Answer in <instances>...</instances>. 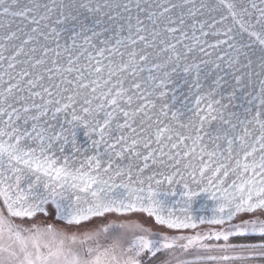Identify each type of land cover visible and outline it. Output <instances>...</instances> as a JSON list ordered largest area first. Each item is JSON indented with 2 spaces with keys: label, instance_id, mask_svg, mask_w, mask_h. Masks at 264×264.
<instances>
[{
  "label": "snow or ice",
  "instance_id": "snow-or-ice-1",
  "mask_svg": "<svg viewBox=\"0 0 264 264\" xmlns=\"http://www.w3.org/2000/svg\"><path fill=\"white\" fill-rule=\"evenodd\" d=\"M196 249L264 259V0H0V264Z\"/></svg>",
  "mask_w": 264,
  "mask_h": 264
},
{
  "label": "rangeland",
  "instance_id": "rangeland-1",
  "mask_svg": "<svg viewBox=\"0 0 264 264\" xmlns=\"http://www.w3.org/2000/svg\"><path fill=\"white\" fill-rule=\"evenodd\" d=\"M133 218L134 219L139 218L142 222L144 221L143 217L136 216V217H133ZM97 226H98V224L94 222V223H90V224L86 225V228H94V227H97ZM207 229H208V226H203L199 230H197V232L207 231ZM81 230H85V229H81ZM162 231H168V230L167 229H162ZM207 255L218 256L219 253L216 252V251H212L210 253H205L203 251H200V250L196 249L191 254L180 257V259H187V260H190V261H194L195 264H210V261L213 262L214 260L207 259L206 258ZM239 255L240 254H236L235 257H239ZM169 258H171V257H169ZM237 259H240V258H234V259H230V260L233 261V260H237ZM216 260H219V259H216ZM241 260H243V259H241ZM227 261H229V260H227ZM172 264H176V260L175 259H173Z\"/></svg>",
  "mask_w": 264,
  "mask_h": 264
},
{
  "label": "built area",
  "instance_id": "built-area-1",
  "mask_svg": "<svg viewBox=\"0 0 264 264\" xmlns=\"http://www.w3.org/2000/svg\"><path fill=\"white\" fill-rule=\"evenodd\" d=\"M236 254H239V252L236 253H228L230 256H235ZM220 255V253H219ZM218 255V256H219ZM234 261V262H233ZM229 260V261H224V260H214L213 262L210 261V264H264V259H261L259 257H251V258H246V259H237V260Z\"/></svg>",
  "mask_w": 264,
  "mask_h": 264
},
{
  "label": "trees",
  "instance_id": "trees-1",
  "mask_svg": "<svg viewBox=\"0 0 264 264\" xmlns=\"http://www.w3.org/2000/svg\"><path fill=\"white\" fill-rule=\"evenodd\" d=\"M204 226H208V225H204ZM201 227H203V226L198 227V228L196 229V231L199 230ZM232 242H233V243H240V242H242V241H241V240H238V239H233ZM166 258H169V257H167L166 254H163V253H162V254L158 257V260H164V259H166ZM156 264H158V262H156Z\"/></svg>",
  "mask_w": 264,
  "mask_h": 264
},
{
  "label": "water",
  "instance_id": "water-1",
  "mask_svg": "<svg viewBox=\"0 0 264 264\" xmlns=\"http://www.w3.org/2000/svg\"><path fill=\"white\" fill-rule=\"evenodd\" d=\"M203 203H210V202L206 201V200L203 199V198H197V204H196V207H197V208L201 207V205H202ZM207 215L210 216L211 213L209 212V213H207Z\"/></svg>",
  "mask_w": 264,
  "mask_h": 264
}]
</instances>
